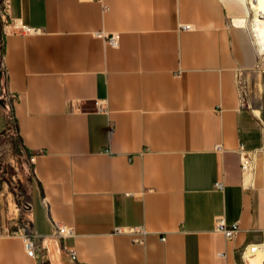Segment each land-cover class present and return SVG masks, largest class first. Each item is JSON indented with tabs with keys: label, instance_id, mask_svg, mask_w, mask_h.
Returning <instances> with one entry per match:
<instances>
[{
	"label": "crops",
	"instance_id": "obj_1",
	"mask_svg": "<svg viewBox=\"0 0 264 264\" xmlns=\"http://www.w3.org/2000/svg\"><path fill=\"white\" fill-rule=\"evenodd\" d=\"M7 1L0 139H19L36 236L29 256L2 231L0 185V264H70L68 247L77 264H264V34L246 0Z\"/></svg>",
	"mask_w": 264,
	"mask_h": 264
},
{
	"label": "built area",
	"instance_id": "obj_2",
	"mask_svg": "<svg viewBox=\"0 0 264 264\" xmlns=\"http://www.w3.org/2000/svg\"><path fill=\"white\" fill-rule=\"evenodd\" d=\"M5 3V7L7 8L8 6V1L3 0ZM252 5H258V0H246V6L248 8V17H249V23L254 19V15L256 14L260 19L264 18V10L262 8L257 7H252ZM182 28L184 29H190L191 26L188 24H183ZM19 30L21 32L23 31H35V28L29 27L26 24H20L19 25ZM107 43L111 44L112 46H116L117 43V37L116 35H110L107 38ZM0 66H3V63L0 62ZM96 109L97 110H103V106L99 105L96 103ZM8 127L10 130L16 129V123L14 122V119L11 117L8 120ZM17 135V134H16ZM244 166V164H243ZM3 174L4 171L0 169V185L3 187L1 182L3 179ZM216 187L221 188L222 184L220 182H216L215 184ZM7 189L5 192H2L1 195L5 198L6 201V220L2 224L1 229L2 231L10 236H15V235H20L23 239V245L25 246V251L27 255L31 256L34 250V238L36 234L34 233L33 230L29 227L28 221L29 217L27 213L31 209V202H26L24 204H21V207L16 203L15 200L11 201L7 200ZM11 203V204H10ZM21 210H24V212L21 213ZM217 223V228L220 229L226 238H230L232 236L238 227V224L236 222H233L229 226L224 222L222 218H218L216 220ZM54 235L57 237H66V236H73L74 235V229L66 226L64 224H59V223H54ZM66 255L68 259L70 260V264H77V259H76V251L73 247H68L66 248Z\"/></svg>",
	"mask_w": 264,
	"mask_h": 264
},
{
	"label": "rangeland",
	"instance_id": "obj_3",
	"mask_svg": "<svg viewBox=\"0 0 264 264\" xmlns=\"http://www.w3.org/2000/svg\"><path fill=\"white\" fill-rule=\"evenodd\" d=\"M0 139V169L4 171L1 182L7 189V200L21 204L29 202L30 184L25 174V163L16 134L11 133ZM13 199V200H12ZM21 201V203H20ZM31 202V201H30ZM11 204V203H10ZM24 210H21V213Z\"/></svg>",
	"mask_w": 264,
	"mask_h": 264
},
{
	"label": "bare ground",
	"instance_id": "obj_4",
	"mask_svg": "<svg viewBox=\"0 0 264 264\" xmlns=\"http://www.w3.org/2000/svg\"><path fill=\"white\" fill-rule=\"evenodd\" d=\"M259 7V8H262L263 10H264V0H258V5H252V7ZM258 17V16H257ZM258 20L260 21L259 23H260V25H259V28H260V31L259 32H261V34H264V18L263 19H260L259 17H258ZM262 21V22H261Z\"/></svg>",
	"mask_w": 264,
	"mask_h": 264
},
{
	"label": "trees",
	"instance_id": "obj_5",
	"mask_svg": "<svg viewBox=\"0 0 264 264\" xmlns=\"http://www.w3.org/2000/svg\"><path fill=\"white\" fill-rule=\"evenodd\" d=\"M17 138V137H16ZM19 140V139H18ZM19 142V141H18Z\"/></svg>",
	"mask_w": 264,
	"mask_h": 264
}]
</instances>
